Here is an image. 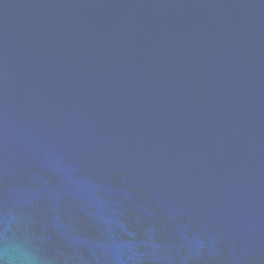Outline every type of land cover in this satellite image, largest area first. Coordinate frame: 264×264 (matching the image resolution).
Segmentation results:
<instances>
[{"label": "water", "instance_id": "obj_1", "mask_svg": "<svg viewBox=\"0 0 264 264\" xmlns=\"http://www.w3.org/2000/svg\"><path fill=\"white\" fill-rule=\"evenodd\" d=\"M0 264H264V0H0Z\"/></svg>", "mask_w": 264, "mask_h": 264}]
</instances>
